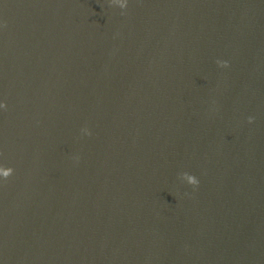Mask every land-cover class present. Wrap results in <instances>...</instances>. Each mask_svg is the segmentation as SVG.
<instances>
[{
	"label": "water",
	"instance_id": "obj_1",
	"mask_svg": "<svg viewBox=\"0 0 264 264\" xmlns=\"http://www.w3.org/2000/svg\"><path fill=\"white\" fill-rule=\"evenodd\" d=\"M0 264H264V0H0Z\"/></svg>",
	"mask_w": 264,
	"mask_h": 264
},
{
	"label": "clouds",
	"instance_id": "obj_2",
	"mask_svg": "<svg viewBox=\"0 0 264 264\" xmlns=\"http://www.w3.org/2000/svg\"><path fill=\"white\" fill-rule=\"evenodd\" d=\"M5 175H7V173H5ZM182 181L187 182L188 184H193V185L198 183L195 177L187 173L182 174Z\"/></svg>",
	"mask_w": 264,
	"mask_h": 264
}]
</instances>
